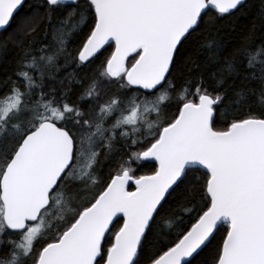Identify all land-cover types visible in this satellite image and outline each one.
Wrapping results in <instances>:
<instances>
[{
    "label": "snow or ice",
    "instance_id": "obj_1",
    "mask_svg": "<svg viewBox=\"0 0 264 264\" xmlns=\"http://www.w3.org/2000/svg\"><path fill=\"white\" fill-rule=\"evenodd\" d=\"M258 4L0 0V264H264Z\"/></svg>",
    "mask_w": 264,
    "mask_h": 264
},
{
    "label": "trees",
    "instance_id": "obj_2",
    "mask_svg": "<svg viewBox=\"0 0 264 264\" xmlns=\"http://www.w3.org/2000/svg\"><path fill=\"white\" fill-rule=\"evenodd\" d=\"M259 4H258V0H253V7H252V11L255 12L256 10H258ZM207 253L204 254V256L198 258V259H204L205 257H207Z\"/></svg>",
    "mask_w": 264,
    "mask_h": 264
}]
</instances>
